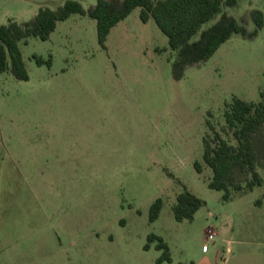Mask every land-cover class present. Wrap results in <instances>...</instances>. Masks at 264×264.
Returning a JSON list of instances; mask_svg holds the SVG:
<instances>
[{"label":"rangeland","instance_id":"1","mask_svg":"<svg viewBox=\"0 0 264 264\" xmlns=\"http://www.w3.org/2000/svg\"><path fill=\"white\" fill-rule=\"evenodd\" d=\"M64 1L0 0V24ZM77 1L88 8L96 0ZM252 8L264 19V0L224 10L252 30ZM139 13L111 28L105 48L96 21L72 14L48 39L19 43L27 80L0 73V264H264V204H254L264 187L225 201L208 187L202 161L206 120L231 140L222 130L226 103L259 99L264 21L254 38L232 35L176 80L167 37ZM255 144L263 174L264 128ZM244 178L237 171V182ZM184 190L205 204L177 221L172 206ZM151 233L170 262L156 261V241L144 248Z\"/></svg>","mask_w":264,"mask_h":264},{"label":"trees","instance_id":"2","mask_svg":"<svg viewBox=\"0 0 264 264\" xmlns=\"http://www.w3.org/2000/svg\"><path fill=\"white\" fill-rule=\"evenodd\" d=\"M237 0H96L84 8L77 0H65L55 8L40 7L33 18L18 23L8 19L0 24V73L9 71L17 80H27L28 72L22 58L19 43H26L27 38L35 36L48 39L58 21L69 18L72 14L87 15L96 21L97 41L105 48V41L112 27L125 19L134 8H140V19L147 22L153 19L157 27L167 37L169 48L174 53L171 62V74L176 80L183 77L189 66L207 61L222 43L232 35L238 34L245 39L254 38L263 25V13L257 8L249 10L254 28L246 27L247 19L237 20L228 14L225 7L236 6ZM214 20L210 25L202 26ZM156 50H159L156 48ZM163 50V49H160ZM36 64H50L34 55ZM224 127L231 137L225 138L207 119V131L202 137V161L210 167L209 188L222 191V199L228 201L240 192L252 191L255 187H264V173L258 171V152L255 144L257 133L264 128V82L256 101L244 100L232 96L223 111ZM197 172H201V163L194 162ZM245 174L243 184L236 180V173ZM235 192H233V191ZM162 201L157 198L150 207V221L157 218ZM205 201L193 193L184 190L177 195L172 206L177 221L191 220L194 213ZM254 204H264V188ZM144 248L154 241L155 248L162 250L156 259L158 263L171 261L167 244L157 235L147 237Z\"/></svg>","mask_w":264,"mask_h":264},{"label":"crops","instance_id":"3","mask_svg":"<svg viewBox=\"0 0 264 264\" xmlns=\"http://www.w3.org/2000/svg\"><path fill=\"white\" fill-rule=\"evenodd\" d=\"M5 243L4 242H2L0 245H4Z\"/></svg>","mask_w":264,"mask_h":264}]
</instances>
